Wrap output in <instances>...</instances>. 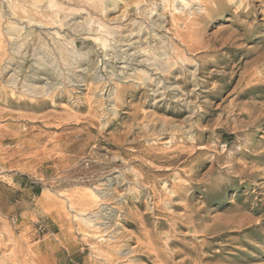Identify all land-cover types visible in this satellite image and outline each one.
Here are the masks:
<instances>
[{
    "label": "rangeland",
    "instance_id": "1",
    "mask_svg": "<svg viewBox=\"0 0 264 264\" xmlns=\"http://www.w3.org/2000/svg\"><path fill=\"white\" fill-rule=\"evenodd\" d=\"M79 1L0 0V264H264V0Z\"/></svg>",
    "mask_w": 264,
    "mask_h": 264
},
{
    "label": "bare ground",
    "instance_id": "2",
    "mask_svg": "<svg viewBox=\"0 0 264 264\" xmlns=\"http://www.w3.org/2000/svg\"><path fill=\"white\" fill-rule=\"evenodd\" d=\"M25 2L27 1V2H29V3H35V1L36 0H24ZM82 1V0H81ZM81 1H79V2H76L74 5H76V6H80L81 7V5L83 4ZM157 1V0H156ZM163 1V0H162ZM179 1V0H178ZM186 1H188V0H183V4L186 6L187 5V2ZM22 3V2H21ZM53 3H55L54 1H52L50 4L52 5V7H53ZM58 4H59V2H58ZM165 4V3H164ZM170 4V3H169ZM62 5H63V3H62ZM25 6V5H24ZM56 6V5H55ZM55 6L53 7V8H55ZM169 7V6H168ZM25 8V7H24ZM61 8H62V6H61ZM177 8V7H176ZM180 8V7H179ZM56 9V8H55ZM57 9H58V11H59V9L60 8H58L57 7ZM56 9V10H57ZM178 9V8H177ZM45 10H46V8H45ZM48 10V9H47ZM61 10V9H60ZM87 10V9H86ZM250 10H251V8H250ZM2 11V10H1ZM64 11V10H63ZM85 11V10H84ZM142 11V10H141ZM176 11V10H175ZM3 12V11H2ZM5 12V11H4ZM25 12L28 14V16H27V18L29 19V21H32V20H37L38 19V16L37 15H42V14H44L45 15V12H44V8H42V11L41 12H38L37 11V13L38 14H35L34 12H32V11H29V9L27 10V9H25ZM61 12V11H60ZM184 12V11H183ZM188 12V11H187ZM198 12V11H197ZM251 12V11H250ZM249 12V13H250ZM192 13V12H191ZM5 13H3L2 14V17L4 18V16L6 17V15L8 14V13H6V15H4ZM141 14V13H140ZM17 15L18 16H20V17H22V14H21V12H17ZM184 15V14H183ZM25 17V16H24ZM78 24V23H77ZM136 24V23H135ZM73 26L75 25L76 26V23H73L72 24ZM79 25V24H78ZM106 27V26H105ZM158 27H160V26H158ZM141 28H143V27H141ZM108 30V29H107ZM139 30H140V28H139ZM141 31H142V29H141ZM114 32V31H113ZM107 33V32H106ZM119 33V32H118ZM138 33H139V31H138ZM137 33V34H138ZM133 33H130V35L133 37V35H132ZM123 35H125V33L123 34ZM141 35V34H140ZM131 36H129V37H131ZM1 38H2V36H1ZM136 38V35H135V37H133V38H129V40L127 41V45H125V43H124V45H121V47H120V49L119 50H121L122 49V47H128V50L126 51L127 53H126V55H128V52H130V51H133L130 55H128V57L126 58V64H127V67H126V69L128 68V69H130V67H135V66H137V67H142V68H144V69H146L147 71H146V76H145V78H144V84L145 85H148V83L152 80V75H155V76H158V78L157 79H155L154 80V84H156L157 85V87H158V90H156V91H153V96L156 98L157 96H160L161 95V93H159V91L160 90H164L165 92L167 91V92H171V91H174L176 88L175 87H172V85L170 84V82H169V77L168 76H166V74L168 73V71H166V70H169V69H167V68H162V67H160L157 63L158 62H152V60L151 59H149V58H143V57H145L146 55L143 53V50L145 51V48L143 49L142 48V46H140L141 45V43L143 44L144 42L146 43V39L145 40H143V38H137V39H135ZM145 38V37H144ZM153 38V37H152ZM160 38V37H159ZM120 39V38H119ZM125 39V38H124ZM162 39V38H161ZM159 40L160 42H157V40L158 39H150V41L148 42V43H146L147 45H146V48H150V51H152L153 52V54L154 53H156L157 54V56L159 55V57H163V56H167V48H165L163 45H166L165 44V42H163L162 40ZM122 40V42H123V39H121ZM120 40V41H121ZM133 40H135V41H133ZM133 41V42H132ZM162 41V42H161ZM118 42H119V40H118ZM122 42H120L121 44H122ZM117 43V42H116ZM138 44H140L138 47L136 46V45H138ZM105 45V44H104ZM108 45V44H107ZM110 45V44H109ZM108 45V46H109ZM103 46V45H102ZM113 46H115V45H113ZM117 47V46H116ZM189 48V47H188ZM115 49V48H114ZM113 49V50H114ZM190 50L192 49V48H189ZM27 50V49H26ZM118 50V51H119ZM115 51V53H116V51L117 50H114ZM114 51H112V52H114ZM13 52V51H12ZM26 52V51H25ZM120 52V51H119ZM28 53V52H27ZM111 53V52H110ZM121 53H124V52H121ZM12 55H13V53H12ZM14 55H16V54H14ZM13 55V56H14ZM27 54L25 53V54H22L21 55V57H20V59L22 58V60H23V64L26 62V60H27V56H26ZM109 55V54H108ZM111 56H112V54H111ZM124 56V55H123ZM165 56V57H166ZM16 57V56H15ZM29 57V56H28ZM32 57V56H31ZM14 58V57H13ZM112 58H115V57H113L112 56ZM104 59V58H103ZM107 59V58H106ZM117 60H118V58H116ZM119 59H123V58H119ZM113 60V59H112ZM161 60H162V58L161 59H159V60H156V61H160V63H161ZM154 61V60H153ZM164 61V60H163ZM105 62V61H104ZM107 62V61H106ZM120 62V61H119ZM106 64V63H105ZM162 65V64H161ZM112 68V67H111ZM111 68H110V70H111ZM123 68H125V67H123ZM2 70H4V72H6V71H8V70H11L10 69V67L9 66H6L5 68H3ZM33 70V69H32ZM38 70V69H37ZM40 70V69H39ZM114 70V69H113ZM112 71V70H111ZM124 71V70H123ZM3 72V73H4ZM121 72V71H120ZM110 73V75H109V77H108V83H110V82H112V81H114L115 80V78H118V77H120L121 76V73H116V72H109ZM36 74H38V72H36ZM164 76H166V78H164ZM73 77H76V76H73ZM102 77V76H101ZM30 78V77H29ZM78 78L79 77H76V78H74V80H75V82H77L78 83ZM70 79V78H69ZM73 79V78H72ZM14 80V79H13ZM16 80H17V78H16ZM30 82H40L41 80L39 79V78H37L36 77V75L34 76V77H32L30 80H29ZM73 81V80H72ZM15 83V82H14ZM74 83V82H73ZM76 83V84H77ZM107 83V82H106ZM105 83V84H106ZM107 83V84H108ZM182 83H184L186 86H188V85H190L191 83H187V81H186V79L182 82ZM13 84V83H12ZM105 84H103V85H105ZM80 85V84H79ZM77 86V85H76ZM23 87H25V88H27V90L28 91H30L32 94L34 93V94H36V96H38V95H43V96H46L47 95V89H45V87H43V88H38L37 86L36 87H34V85L33 86H31V84H24L23 85ZM57 89H59V88H57ZM105 89V88H104ZM62 90V89H61ZM63 91V90H62ZM59 94V93H58ZM68 94V93H67ZM67 96V95H66ZM65 96V97H66ZM163 96V95H162ZM39 97H41V96H39ZM49 97V96H48ZM57 97V96H56ZM46 98V97H45ZM54 98V97H53ZM47 99V98H46ZM158 102H161V100L160 101H158ZM10 103V102H9ZM48 105V104H47ZM82 106H83V104H82ZM47 107V106H46ZM40 108H42V107H40ZM81 109V108H80ZM42 110V109H41ZM100 198H103V196L102 197H100ZM108 198V197H107ZM140 203V202H139ZM102 205V204H101ZM101 214V213H100Z\"/></svg>",
    "mask_w": 264,
    "mask_h": 264
}]
</instances>
